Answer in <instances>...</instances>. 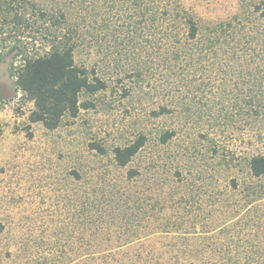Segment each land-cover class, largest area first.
Listing matches in <instances>:
<instances>
[{
	"label": "rangeland",
	"instance_id": "obj_1",
	"mask_svg": "<svg viewBox=\"0 0 264 264\" xmlns=\"http://www.w3.org/2000/svg\"><path fill=\"white\" fill-rule=\"evenodd\" d=\"M175 1L211 21L227 19L237 4ZM126 4L129 0H0V223L5 226L0 264H23L25 255L39 260L52 245H63L77 222L79 197L110 184L114 192L150 191L152 219L161 222L165 215L190 211L212 210L217 219L225 210L246 209L236 205L249 180L248 160L264 155V121L237 108L244 81L238 74L222 81L220 65L182 67L167 58L165 21H141ZM46 9L58 16L63 11L82 32L76 64L107 84L84 96L90 109L66 116L54 130L30 122L34 104L15 83L27 57L50 50L55 26L41 16ZM177 26L183 39L185 25ZM165 132L173 133L167 143L161 140ZM141 135L145 147L128 167H116L114 149ZM130 169L140 174L126 187ZM233 179L241 185L235 192Z\"/></svg>",
	"mask_w": 264,
	"mask_h": 264
},
{
	"label": "trees",
	"instance_id": "obj_2",
	"mask_svg": "<svg viewBox=\"0 0 264 264\" xmlns=\"http://www.w3.org/2000/svg\"><path fill=\"white\" fill-rule=\"evenodd\" d=\"M129 2L131 5L125 7L132 6L139 20L159 25L165 21L167 58L184 63L182 67L202 63L206 67L223 66L224 82L238 74L245 86L239 89L242 97L237 100V108L241 112L247 109L252 119L264 121V0H237L227 19L215 21L199 18L175 0ZM40 14L46 20L53 19L55 26L49 37L50 50L27 57L15 83L34 104L30 122L54 130L66 116L75 118L82 109H90L92 102L84 96L105 90L107 84L76 64L75 50L82 32L69 23L66 14L61 11L58 16L48 9ZM178 23L185 25L183 39L176 32ZM160 111L164 113L167 108ZM172 136L165 132L161 140L167 143ZM145 145L146 137L141 135L133 143L116 147L114 165L128 167ZM91 146L105 153L98 144ZM247 168L249 180L236 205L246 209L225 210L217 219L212 210H206L201 214L190 211L177 218L165 215L163 222L153 216V220L151 207L155 203L150 204V191L125 188L114 192L111 184L92 195L80 196L74 205L77 222L69 237L64 235L63 245H52L49 254L39 260L32 256L29 260L25 255L21 257L25 258L23 264H264V155L252 156ZM139 174L130 169L125 186ZM230 183L234 192L241 187L236 179ZM170 198L174 197L166 199L170 202ZM4 231L0 223V234Z\"/></svg>",
	"mask_w": 264,
	"mask_h": 264
}]
</instances>
